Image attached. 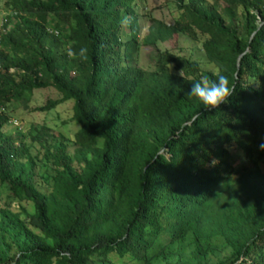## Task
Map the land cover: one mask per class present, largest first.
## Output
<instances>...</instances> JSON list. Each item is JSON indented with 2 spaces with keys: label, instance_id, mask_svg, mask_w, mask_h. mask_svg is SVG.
Instances as JSON below:
<instances>
[{
  "label": "trees",
  "instance_id": "obj_1",
  "mask_svg": "<svg viewBox=\"0 0 264 264\" xmlns=\"http://www.w3.org/2000/svg\"><path fill=\"white\" fill-rule=\"evenodd\" d=\"M4 1L0 264H264V0H169L141 40L135 0ZM181 34L214 68L155 46ZM220 75L228 103L189 95ZM47 87L34 109L71 99L72 138L6 132Z\"/></svg>",
  "mask_w": 264,
  "mask_h": 264
},
{
  "label": "rangeland",
  "instance_id": "obj_2",
  "mask_svg": "<svg viewBox=\"0 0 264 264\" xmlns=\"http://www.w3.org/2000/svg\"><path fill=\"white\" fill-rule=\"evenodd\" d=\"M211 1V0H208ZM5 1L0 0V20L1 16L8 10ZM135 12L137 15L138 38L141 40L147 32V26L151 19L160 20L166 24L172 22L173 16L177 15V10L169 0H135ZM159 50L168 49L179 55L196 59L203 68H214L211 64L205 62L202 51L199 49V42L192 41L185 35L171 37L167 41L157 42L155 45ZM154 47L141 42L136 54V64L142 68H151L154 57ZM60 94L50 88L34 89L32 91L26 107L22 102L12 103L8 111L6 132L17 135L24 134L29 129L40 124L49 127L50 134L57 140L64 141L72 138V134L77 129V124L71 120L72 100H65L57 103L53 108L46 111H37L35 106L43 104L46 99H57ZM68 151L72 146L68 145ZM34 153V150L31 149ZM264 171V165L261 167ZM0 202L3 201L4 189L0 188ZM12 208H16L15 202L11 203Z\"/></svg>",
  "mask_w": 264,
  "mask_h": 264
},
{
  "label": "clouds",
  "instance_id": "obj_3",
  "mask_svg": "<svg viewBox=\"0 0 264 264\" xmlns=\"http://www.w3.org/2000/svg\"><path fill=\"white\" fill-rule=\"evenodd\" d=\"M174 17L176 16H173V18ZM2 21L1 19L0 33H4V30L7 28V26L3 25ZM86 53L87 49L82 48L80 50V54L85 56V58ZM233 92L234 88L230 86L228 77L220 75L215 81L201 79L193 83L189 95L196 97L206 109H217L220 108L222 104L228 103V98L233 95ZM261 147L264 148V145Z\"/></svg>",
  "mask_w": 264,
  "mask_h": 264
}]
</instances>
